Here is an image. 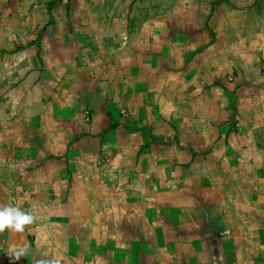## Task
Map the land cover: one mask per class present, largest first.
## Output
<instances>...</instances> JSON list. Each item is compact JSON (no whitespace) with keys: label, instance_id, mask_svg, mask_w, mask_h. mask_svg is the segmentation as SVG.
<instances>
[{"label":"crops","instance_id":"obj_1","mask_svg":"<svg viewBox=\"0 0 264 264\" xmlns=\"http://www.w3.org/2000/svg\"><path fill=\"white\" fill-rule=\"evenodd\" d=\"M183 1L0 0V264H264L263 34Z\"/></svg>","mask_w":264,"mask_h":264},{"label":"rangeland","instance_id":"obj_2","mask_svg":"<svg viewBox=\"0 0 264 264\" xmlns=\"http://www.w3.org/2000/svg\"><path fill=\"white\" fill-rule=\"evenodd\" d=\"M171 2L172 0H164L163 7H165V10L171 8ZM192 2L193 1L181 0V8L187 9L188 7H190L189 5ZM201 2H203V5H206L208 9V19L206 21L207 23L208 21L209 22L213 21L211 17L215 16L214 11L217 8L219 9L223 5L230 6V7L233 6L234 8H238V9L247 8L248 14H245L244 18L247 20V22L249 21L250 25L253 27V28L251 27L248 28L247 32L251 34V31L257 30L259 33V36H260V33L263 34V36H260V37L264 39V0H241L238 2V5H236V2H237L236 0H202ZM148 7L154 8L152 4H150Z\"/></svg>","mask_w":264,"mask_h":264},{"label":"trees","instance_id":"obj_3","mask_svg":"<svg viewBox=\"0 0 264 264\" xmlns=\"http://www.w3.org/2000/svg\"><path fill=\"white\" fill-rule=\"evenodd\" d=\"M217 2V1H216ZM218 3V2H217ZM220 3V2H219ZM213 7H214V5H213Z\"/></svg>","mask_w":264,"mask_h":264}]
</instances>
